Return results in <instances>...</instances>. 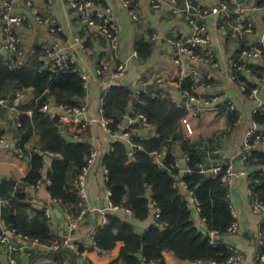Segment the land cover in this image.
<instances>
[{"label": "trees", "instance_id": "trees-1", "mask_svg": "<svg viewBox=\"0 0 264 264\" xmlns=\"http://www.w3.org/2000/svg\"><path fill=\"white\" fill-rule=\"evenodd\" d=\"M254 2L256 6H264V0ZM229 4L232 6L231 2ZM230 16L225 17V20ZM135 46L138 56L145 58L150 55V44L137 40ZM34 49L26 61L15 63L13 68L8 66L6 58L0 54V98L10 104L17 90L31 87L34 91V98L17 109L15 116L21 134L19 146L29 157L30 169L18 182H0V196L9 201L1 206L0 218L6 227L14 228L30 239L36 238L38 243L50 245L61 243L64 236L55 234L52 222L46 215V207H57L65 215L79 212V195L73 180L84 165L92 145L84 135L86 131L81 138L72 140L64 133V126L58 118H50L41 109L50 98L68 106L81 104L86 88L76 65L60 70L50 68L40 59L44 49ZM250 66L252 74H264L257 63H251ZM238 80L246 83V93L255 86L242 72L238 74ZM196 84L195 78L188 75L181 80L180 89L185 96L197 97V93L192 90ZM10 87L14 88L11 98L3 93V90ZM131 92L132 88L123 84L109 87L101 105L102 115L110 120L108 126L113 132L121 131V122L126 114L130 117L143 114L150 126L155 128V133L141 139L132 131L138 127L137 124L127 127L126 130L134 134L136 144L132 157L127 154V145L123 140L111 143L109 151L102 157L107 170L109 200L112 205L129 207L137 220L146 219L152 208L150 204H153L158 210L156 221L144 232H138L127 218L109 212L106 222L95 228V244L88 247L83 242L79 243L75 256L87 251L90 259H96L99 264H142L143 258L146 263L172 264L173 256L200 264H223L231 250L222 236L236 221L229 188L221 179L230 161L223 160V169L216 175L201 172L199 164L214 163L208 159L221 158L214 153L217 147L208 149L206 142L184 136L181 118L186 115V108L175 103L168 92L151 95L142 90L137 97H132ZM227 110L231 128L235 126L238 113ZM252 122L264 125V105L252 114ZM256 132L264 137V131ZM34 134L40 138L41 151L25 148V143ZM177 146L185 159V168L176 152ZM162 150L165 156L159 164L154 160L153 153ZM44 151L54 153L45 176L42 174ZM237 157L238 161L246 165L261 167L251 171L248 179L252 200L258 198L264 201V148L255 147L248 157L244 158L241 154ZM177 160L179 165H175ZM70 173L73 175L72 180H69ZM39 180L46 182L51 200L35 206L30 200V189ZM181 183L186 192L192 193L199 209V218L206 226L205 230L198 227L188 196L181 190ZM260 231L263 236L260 250L264 252V220L260 223ZM211 232L217 233L222 241L211 243ZM67 251L59 248L50 250L48 255L61 262L62 253ZM38 255L32 250L30 261Z\"/></svg>", "mask_w": 264, "mask_h": 264}, {"label": "crops", "instance_id": "crops-1", "mask_svg": "<svg viewBox=\"0 0 264 264\" xmlns=\"http://www.w3.org/2000/svg\"><path fill=\"white\" fill-rule=\"evenodd\" d=\"M99 1L112 7V19L119 28V46L116 55H114L107 40L102 35L82 25L77 13L70 7L69 0H52L50 4L42 1L36 2L42 13L51 14L57 18L62 27L61 32L51 33L45 26L39 24H34L31 27L20 24L16 27L22 43V61H26L33 48H44L55 40L72 44L75 37L78 36L84 45V48L74 45L71 47V52L76 58V67L89 76L88 88L82 102L86 105L87 117L94 120L84 135L90 144L97 148L99 156L91 166L87 178L88 211L85 217L80 220L76 227L69 229L67 224L60 221L54 212L51 222L55 234L86 238L97 226H101L106 222V215L109 212L127 218L133 223L138 232H144L151 224L155 223L158 210L154 206H151L150 214L144 220H137L132 214H128L122 209L110 207L106 184V168L103 165L102 157L109 151L111 143L118 140V136L107 131L102 125V93L114 84H123L134 88L138 85L139 79H144L143 90L145 92L151 95L163 91L168 92L172 100L177 103L180 100L184 101L186 98L180 89L181 80L188 75L193 76V72L199 70L210 73L211 78L209 82L197 81L196 93L199 101L194 103L191 108H186V116L192 125V133L188 134L182 124L181 131L185 137L206 142L208 149L219 147L222 153L225 154L226 161H230L236 171L246 172L234 175L229 180V197L238 230L233 234L226 233L222 236V239L225 243L234 245L239 249L243 257L242 264H254V257L260 250L263 241V236L260 234V223L263 220V215L252 210L248 175L251 171L261 169V167L246 165L238 161L237 156L243 148L244 138L248 132L254 130L264 131V125L252 122V114L264 105V78L252 73L245 75L249 82L259 88L256 96H249L248 93L242 90L240 81H234L230 78L228 60L238 57L242 48L264 44V6H256L253 0L248 4L249 9L245 14L232 13L231 15L235 14V16H230L221 23L217 16L212 15L208 18L207 26L211 36V44L216 52L217 65L207 67L200 62L189 59H184L181 63L174 61L173 48L167 41L166 36L173 31H189L190 26L182 15L172 12L169 0H164V3L158 9L152 8L147 0H140L138 21H134L130 17L123 5V0ZM199 1L206 5H213L218 2V0ZM1 8L2 0H0V11ZM14 13L30 14V9L25 5L24 0H18L14 7ZM245 18L252 20L254 24L253 31L249 34H241L238 29V23ZM153 33L157 35L155 39H151ZM137 40H142L151 45V53L148 57L142 58L133 55V52L136 51L135 42ZM40 59H42L41 55ZM110 59L114 62H122L126 66L124 74L118 79L99 77L95 73L97 67L103 61ZM254 63H257L264 71V56L255 59ZM147 84H151L148 89L146 88ZM20 91L22 102L18 105V109L22 105L30 103L34 98V91L31 87L21 88ZM13 92L14 88L11 87L3 90L4 95L8 97L13 95ZM214 96H217L219 100H213ZM227 101L234 102L237 113L240 115V120L231 128L228 124ZM16 112L17 110L12 111L6 105H0V182L2 180L18 182L30 169L29 157L23 151H18L21 134L16 124ZM130 123L131 117L126 114L121 122V128L131 126ZM70 131H72V128L66 127L64 133L72 140L79 139L74 138L73 133L71 135ZM132 131L137 137L146 139L155 133V128L138 126L133 128ZM25 148L28 150H42L38 134H34L25 143ZM256 148H263V146L259 145ZM179 150V146H177L176 152L179 153L178 156L182 162L180 163L185 168V159L182 158ZM164 156V150L153 153L154 160L158 163L164 160ZM51 160L52 157H44L42 167L44 176L50 168ZM208 160L214 163L221 161V159ZM262 168L264 169V166ZM72 178L73 175L70 173L69 180H72ZM180 187L191 202V209L198 227L205 230L206 226L199 218L192 193L186 192L183 185H180ZM50 198L46 182H43L38 188L30 189V200L35 206L50 202ZM52 209L54 211V207ZM62 216L67 220V215L62 213ZM28 244L29 249H18L14 252L18 264H52V261L56 260L48 255L51 250L48 244ZM32 250L39 255L30 261ZM75 252L77 251L68 250L63 252L61 255L63 261H57L59 264H72L74 261L76 264H89L88 261L99 264L96 259H90L87 251L77 256H75ZM106 254H109V252ZM193 263L172 257V264ZM0 264H11L6 245H0Z\"/></svg>", "mask_w": 264, "mask_h": 264}, {"label": "built area", "instance_id": "built-area-1", "mask_svg": "<svg viewBox=\"0 0 264 264\" xmlns=\"http://www.w3.org/2000/svg\"><path fill=\"white\" fill-rule=\"evenodd\" d=\"M25 5L30 9V14L14 13V7L18 0H2V8L0 11V54L3 55L8 62V66L13 68L16 64L24 62L21 38L16 31V27L20 24H24L28 27L34 24H39L45 26L49 32L57 34L61 32L62 27L58 22L57 18L51 14H45L40 11L37 1H42L43 3L50 4L52 0H24ZM150 6L154 9H158L164 3V0H147ZM231 2L232 6L229 4ZM253 0H244L239 3L238 0H218L213 5H206L201 3L199 0H169L170 7L173 13L182 15L188 22L190 28L189 31H173L166 36L167 41L171 44L173 48V57L176 63H181L184 59H189L191 61L200 62L207 67H214L217 65L216 52L211 44V36L207 26V20L210 16H217L220 20L219 22L225 21V17L230 16L232 13L245 14L249 9L250 2ZM140 0H123V5L126 8L128 14L134 21L139 20V6ZM70 7L77 13L82 25L89 30L102 35L108 42L110 49L116 55L119 46V28L115 21L112 19V7L108 4H103L99 0H69ZM238 29L241 34H249L253 31L254 24L252 20L245 18L243 21L238 23ZM157 35L153 33L151 39H155ZM78 45L84 48L82 40L76 36L72 44H65L60 41H53L44 47V53L42 55V60L50 68H55L57 70L69 67L70 65H76V58L71 52V47ZM35 49L31 50L33 53ZM134 56H138L137 51L133 52ZM264 56V44L259 46H247L241 49L240 55L235 58H230L228 60V73L232 80L238 81V74L244 73L251 74L252 67L251 63L254 60ZM77 68V67H76ZM78 69V68H77ZM126 66L124 63L114 62V60L103 61L96 69L95 73L99 77H105L109 79H118L125 72ZM79 75L84 80V87L88 88V74L79 70ZM195 80H209L211 78L210 73L196 70L193 72ZM264 78V74L262 75ZM145 85L144 79L138 80V85L132 88V97H137L143 90ZM242 90L246 91V83L240 82ZM109 88L105 89L102 93L103 96L107 93ZM192 90L196 92L197 86H193ZM259 92L257 86H253L249 92V96H256ZM213 100L218 101V97L214 96ZM199 101L198 97L194 95H186L185 100H180L177 102L178 105L185 107L187 109L191 108L194 103ZM22 102V93L17 90L12 102L9 104L6 100L0 98V105H6L10 110L15 111L18 109V105ZM227 108L231 111H236L237 108L234 102L227 101ZM41 109L48 114L50 118H58L61 125L72 128L71 135L73 133L74 138H81L82 133L87 130L94 119L87 117L86 115V105L84 102L81 104L68 106L65 104L57 103L53 98H50L45 102ZM102 112V109H101ZM31 112L29 111L28 114ZM240 120V115L238 114L236 122ZM109 119L103 116L102 125L110 133H115L118 139L123 140L127 145V154L132 157L134 151L136 150V144L134 143V134L132 131L126 130V128H121V131L113 132L108 126ZM143 126L152 128L147 122L146 117L143 114H136L131 117L130 125ZM181 124L184 130L188 133H192V125L186 115L181 118ZM257 130L250 131L244 138V145L241 152L238 155H243L244 158L251 154V151L256 146H263L264 148V137L256 132ZM18 151H22L21 147H18ZM107 153V152H106ZM214 153L220 155L221 161L210 163V164H199L200 171L211 175H216L223 169V160H226V156L222 153L219 147L215 148ZM44 157H53L54 153L49 151L43 152ZM99 152L97 148L92 146L89 154L86 157L84 165L81 167L77 175L75 176L73 183L78 192L79 200L78 206L80 210L77 214L73 215L67 214V226L72 229L77 226V224L82 220L87 211V178L91 166L94 164L95 160L98 158ZM163 162V161H162ZM162 162H159L161 164ZM175 165H179L178 160ZM244 171H236L231 162L227 163L225 167V172L222 175V182L228 186L229 180L234 175L244 174ZM107 179V170H106ZM43 181H37L36 185L32 188H38ZM181 185H183L181 183ZM249 192L251 195V189L249 187ZM108 195L110 197V190L108 189ZM193 202L196 205V201L193 198ZM7 198L0 196V208L4 204H8ZM110 207L113 209H122L128 214H132L129 207L112 205L109 200ZM191 207V202H189ZM232 207V205H231ZM196 209H198L196 205ZM252 210L255 213L262 214L264 220V201L258 198L252 200ZM233 211V207H232ZM46 215L50 220L54 216V211L51 207H46ZM0 245H6L9 251V262L11 264H18L17 258L14 252L18 249H29L28 243H38V239H30L27 235L18 233L14 228H8L3 223L0 218ZM238 225L234 221L227 229V233L233 234L237 232ZM260 234L262 235L261 231ZM210 242L215 244L220 241V236L215 233H210ZM95 229L88 234L86 238L73 237L70 235H65L61 243H52L49 245L51 250H57L59 248H65L68 250H76L79 243H85L88 247L95 244L94 241ZM222 241V240H221ZM224 241V240H223ZM231 250L230 256L225 260L223 264H242L243 257L239 249L231 244H228ZM86 252V251H84ZM145 259H142V264ZM199 262H194L193 264H198ZM52 264H59L57 260H53ZM146 264H154L153 262ZM211 264H215L211 262ZM254 264H264V252L259 250L254 257Z\"/></svg>", "mask_w": 264, "mask_h": 264}, {"label": "water", "instance_id": "water-1", "mask_svg": "<svg viewBox=\"0 0 264 264\" xmlns=\"http://www.w3.org/2000/svg\"><path fill=\"white\" fill-rule=\"evenodd\" d=\"M239 3H242L243 0H238ZM151 84H147L146 88L148 89L150 87ZM150 206H153V204H150ZM54 212L56 214V216L59 218L60 221H64L65 224H67V221L64 219V217L62 216L61 211L56 207L54 208Z\"/></svg>", "mask_w": 264, "mask_h": 264}]
</instances>
